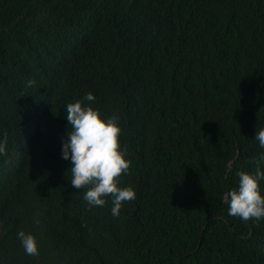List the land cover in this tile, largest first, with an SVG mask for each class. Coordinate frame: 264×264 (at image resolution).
<instances>
[{"label": "trees", "instance_id": "obj_1", "mask_svg": "<svg viewBox=\"0 0 264 264\" xmlns=\"http://www.w3.org/2000/svg\"><path fill=\"white\" fill-rule=\"evenodd\" d=\"M76 101L119 117L118 217L66 176ZM260 128L264 0H0V264H264V219L224 200Z\"/></svg>", "mask_w": 264, "mask_h": 264}, {"label": "clouds", "instance_id": "obj_2", "mask_svg": "<svg viewBox=\"0 0 264 264\" xmlns=\"http://www.w3.org/2000/svg\"><path fill=\"white\" fill-rule=\"evenodd\" d=\"M27 84L34 85L35 81L29 80ZM84 100L94 101L95 97L89 92ZM65 110L68 129L67 138L62 144V158L71 161L66 176L70 170L71 186L86 189L84 200L90 207H103L106 203L104 197L111 196V212L114 217H118L123 203L136 198V192L131 187H118L120 177L128 173L131 163L125 158L126 150H120L121 129L117 123L119 117L113 115L107 120L102 119L98 110L91 106H82L81 101L68 103ZM255 139L264 148V128L256 131ZM6 142L5 133L4 140L0 142V154L6 153ZM255 164L254 174L237 172L238 188L224 195L229 215L245 222L264 219V196L261 195L258 183L264 180V171L261 170L264 153L255 160ZM17 235L26 254H39L32 234L19 231Z\"/></svg>", "mask_w": 264, "mask_h": 264}]
</instances>
